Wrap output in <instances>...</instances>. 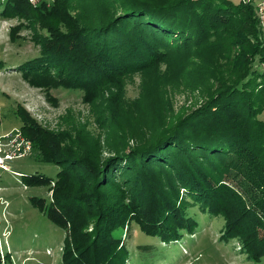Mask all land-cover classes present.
Here are the masks:
<instances>
[{
	"label": "trees",
	"instance_id": "obj_1",
	"mask_svg": "<svg viewBox=\"0 0 264 264\" xmlns=\"http://www.w3.org/2000/svg\"><path fill=\"white\" fill-rule=\"evenodd\" d=\"M7 1L19 17L40 23L61 11L38 40L39 56L17 67L30 86L81 90L86 102L114 81L190 52L214 80L189 113L168 107V116L146 118L123 108L89 149L77 141L74 149L59 147L18 108L23 137L41 161L59 167L55 179L22 175L20 182L50 186L48 204L30 202L68 230L62 264H125L133 227L165 245L179 242L198 227L187 214L193 206L224 217V236L238 238L250 260L264 257V75L252 67L256 59L264 64V38L251 3L81 0L73 17L70 0L48 12Z\"/></svg>",
	"mask_w": 264,
	"mask_h": 264
},
{
	"label": "rangeland",
	"instance_id": "obj_2",
	"mask_svg": "<svg viewBox=\"0 0 264 264\" xmlns=\"http://www.w3.org/2000/svg\"><path fill=\"white\" fill-rule=\"evenodd\" d=\"M26 1L32 8L48 12L60 0H33L34 5ZM70 1L73 5L70 15L75 17L82 10V1ZM243 2L253 5L263 39L264 31L257 16L262 1ZM7 3L0 0V137L20 131L17 110L21 107L41 128L59 139V147L72 143L74 149L77 141L88 149L94 148L103 140L109 122L117 120L114 116L123 108L146 118L168 116V107L174 112L189 113L202 103L205 88L214 82L208 71L210 67L195 52H190L173 54L170 62L114 81L86 102L81 90L30 86L17 67L39 56L38 40L48 36L47 28L55 25L61 11L40 23L32 17H19L15 9L7 8ZM59 29L65 31L62 26ZM252 67L264 75V64H259L257 59ZM216 71H220L218 67ZM259 118L264 120V112ZM24 139L31 146L29 156L8 162V172L0 170V264H62L68 230L53 225L30 202V198L36 197L48 204L52 195L50 186L25 187L21 177L13 174L55 179L59 167L41 161L32 142ZM187 214L198 224L194 234H184L179 242L168 245L133 227L125 239L130 253L125 264H264V257L250 260L238 238L224 236L226 222L221 215L202 213L197 206L189 207ZM122 233L119 230L114 234L121 237ZM137 245L154 246V249L138 251Z\"/></svg>",
	"mask_w": 264,
	"mask_h": 264
},
{
	"label": "built area",
	"instance_id": "obj_3",
	"mask_svg": "<svg viewBox=\"0 0 264 264\" xmlns=\"http://www.w3.org/2000/svg\"><path fill=\"white\" fill-rule=\"evenodd\" d=\"M33 5L35 2L29 0ZM258 5V20L262 30L264 31V0ZM31 152L30 143L25 140L20 131H14L5 136L0 137V170L10 171L8 162L14 159L23 158L29 156ZM13 173V172H11ZM14 175L21 177L18 173Z\"/></svg>",
	"mask_w": 264,
	"mask_h": 264
}]
</instances>
